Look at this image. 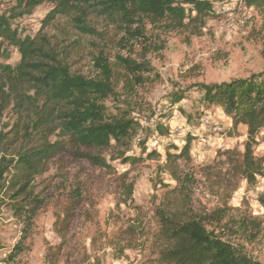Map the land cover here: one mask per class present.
Returning <instances> with one entry per match:
<instances>
[{
  "label": "rangeland",
  "instance_id": "374dc122",
  "mask_svg": "<svg viewBox=\"0 0 264 264\" xmlns=\"http://www.w3.org/2000/svg\"><path fill=\"white\" fill-rule=\"evenodd\" d=\"M202 1L212 5L214 14L199 30L168 31L146 23L145 37L134 40L98 23L99 36H74L63 43L72 71L87 76L93 74V58L104 53L115 70V95L105 106L111 114L116 108L126 111L139 127L125 145L107 150L70 145L52 159L31 185L38 203L33 218L26 217L29 207L22 217L0 211V264H154L159 251L155 210L174 197L176 187L165 169V151L179 154L188 138L190 161L176 165L180 174L193 176L194 212L225 210L227 217L206 224V230L264 264V177L248 185L241 173L247 128L234 126L218 106L206 104L199 87L264 71V10L240 0ZM14 3L0 0V16ZM51 9L43 4L15 26L23 37L39 31L58 36L62 20L42 29ZM117 57L143 62L148 69L136 79L124 78ZM18 62L19 54L10 49L7 64ZM128 79L130 90L125 89ZM11 123L5 114L0 130L6 132ZM157 125L168 133L159 135ZM252 150L254 158H264V129ZM150 152L161 157L149 159ZM122 154L133 161L125 164ZM89 156L105 159L109 167L95 166ZM244 220L260 222L251 242L246 231H236ZM16 246L21 253L15 254Z\"/></svg>",
  "mask_w": 264,
  "mask_h": 264
},
{
  "label": "trees",
  "instance_id": "16d2710c",
  "mask_svg": "<svg viewBox=\"0 0 264 264\" xmlns=\"http://www.w3.org/2000/svg\"><path fill=\"white\" fill-rule=\"evenodd\" d=\"M240 1L264 10V0ZM43 4L52 9L42 29L49 28L56 19L62 20L58 36L39 31L34 37H23L15 22ZM213 14L212 5L202 0H15L0 16V46L4 45L0 47V122L5 114L12 117L10 127L4 126L8 130H0V211L6 208L22 217L29 207L31 215L26 217L30 221L38 205L31 185L52 159L70 145L97 150L125 145L139 127L126 111L116 108L111 114L105 106L115 95V70L104 53L93 58L94 71L87 76L72 71L63 43L74 36H99L103 30L98 31V23L134 40L145 37L146 23L168 31L199 30ZM10 49L19 54L14 66L7 64ZM116 67L124 71V78L134 79L135 74L148 69L143 62L122 57L116 58ZM125 81L127 85L130 79ZM130 87L128 84L125 89ZM199 87L206 104L218 106L234 126L247 128L241 173L246 183L253 185L257 176L264 177V158H254L252 150L257 134L264 129V71ZM156 131L161 136L168 133L161 125ZM191 140H186L179 154L165 151V169L176 187L171 191L174 197L155 210L159 251L154 264H261L230 241L206 230V224H219L227 217L225 210L208 215L194 212L193 176L180 174L176 165L178 160L190 161ZM147 157L161 155L150 152ZM121 159L125 164L133 161L124 154ZM89 160L95 166L109 167L99 156ZM128 193H132L131 186ZM259 230V221L244 220L236 231H246L251 242ZM21 251L20 246L14 248L15 254ZM13 259L10 255L8 261Z\"/></svg>",
  "mask_w": 264,
  "mask_h": 264
}]
</instances>
